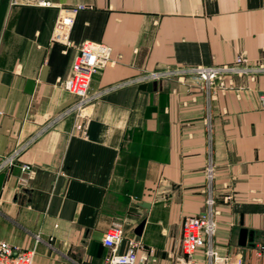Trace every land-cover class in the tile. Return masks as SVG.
<instances>
[{"label":"crops","instance_id":"1","mask_svg":"<svg viewBox=\"0 0 264 264\" xmlns=\"http://www.w3.org/2000/svg\"><path fill=\"white\" fill-rule=\"evenodd\" d=\"M79 6L67 49L52 37ZM85 41L113 55L92 79L100 97L84 134L78 99L61 82ZM238 58L256 71L221 75L212 99L195 74L139 82ZM147 83L151 91L140 89ZM210 198L218 257L264 264V0H10L0 35L1 241L35 250L34 264H104L103 240L122 224L143 243L141 264H179L182 222L206 213ZM242 229L254 233L246 247ZM195 261L209 264L202 251Z\"/></svg>","mask_w":264,"mask_h":264},{"label":"built area","instance_id":"2","mask_svg":"<svg viewBox=\"0 0 264 264\" xmlns=\"http://www.w3.org/2000/svg\"><path fill=\"white\" fill-rule=\"evenodd\" d=\"M85 8L84 6L73 8L66 16L58 19L52 37L53 42H58L67 49L73 48V43L69 36L74 25V15L78 10ZM112 55V48L106 44L92 41L83 42L78 47V52L73 61L69 77L61 82L63 88L78 99L74 111L77 120L76 130L81 133L85 134V122L90 117L88 109L100 97V94H91L92 79L112 62ZM247 64L246 59L238 58L232 67H195L176 69L173 71L152 72L141 77L139 82L156 81L173 75L195 74L203 81L204 89L212 99L217 87V81L221 75L225 73L244 75L256 71ZM14 157L7 159V161L12 163ZM213 169V165L211 164L208 169L210 181L213 180ZM216 214L214 200L210 198L206 213L200 216L184 218L182 222L181 240L184 257L179 264H197L195 256L200 251L205 253L209 264H224V261L218 257L215 249L214 238L217 231ZM124 241H126V250L121 252L120 248ZM103 243L110 249V253L104 264H141L148 259L141 240L125 238V229L122 224L112 226L107 232ZM263 253L264 246L260 245L257 255L261 257ZM34 258L35 250H22L0 240V264H34Z\"/></svg>","mask_w":264,"mask_h":264},{"label":"water","instance_id":"3","mask_svg":"<svg viewBox=\"0 0 264 264\" xmlns=\"http://www.w3.org/2000/svg\"><path fill=\"white\" fill-rule=\"evenodd\" d=\"M9 5H10V0H1L0 1V35H1L3 25H4V22L6 19V15H7L8 9H9ZM34 88H35V82L32 80L27 81L26 93L32 94ZM152 88H153L152 83H147V84H144L140 87V89L148 90V91H151ZM145 206L147 207V205H145ZM143 225H144V223L139 227V229H138L139 232H141ZM253 240H254V233L253 232H249L247 229L241 230V236H240V241H239L240 246L246 247L247 242L248 241L253 242Z\"/></svg>","mask_w":264,"mask_h":264}]
</instances>
